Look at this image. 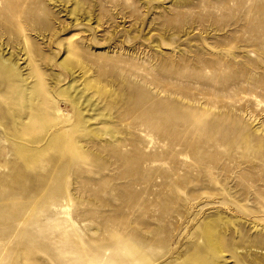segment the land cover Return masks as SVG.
<instances>
[{
    "label": "rangeland",
    "instance_id": "1",
    "mask_svg": "<svg viewBox=\"0 0 264 264\" xmlns=\"http://www.w3.org/2000/svg\"><path fill=\"white\" fill-rule=\"evenodd\" d=\"M0 264H264V0H0Z\"/></svg>",
    "mask_w": 264,
    "mask_h": 264
}]
</instances>
